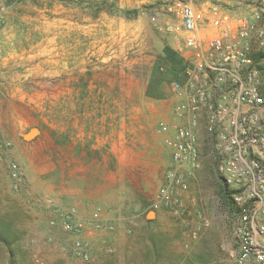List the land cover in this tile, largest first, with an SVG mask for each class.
<instances>
[{
    "label": "rangeland",
    "instance_id": "rangeland-1",
    "mask_svg": "<svg viewBox=\"0 0 264 264\" xmlns=\"http://www.w3.org/2000/svg\"><path fill=\"white\" fill-rule=\"evenodd\" d=\"M155 3L0 0V34L7 19L14 25L10 38L0 41L8 46L0 47V60L11 55L8 64L0 62V81L8 86L0 92V141L11 142L10 153L0 147V220L9 222L8 215L16 216L14 228L20 236L13 250L0 241V264H34L36 252H42L47 263L56 258L41 245L31 246L47 233L46 212L30 207L12 190L10 161L19 162L26 179L43 194H52L44 189L49 184L56 189L71 179L76 184L77 174L83 172L96 184L108 185L124 171L117 170L110 152L109 142L118 137L132 140L135 159L127 183L116 186L121 194L124 186H131L133 197L129 207L118 209L120 219L114 220L115 230L107 236L113 252L95 255L92 264H226L231 258V214L209 145H204L199 165L188 178L195 200L188 206L190 214L178 217L149 207L169 162L155 126L169 115L171 82L180 81V75L173 77L163 65V48L171 45L149 20ZM126 10L136 13L126 15ZM78 24L88 31L80 35ZM66 25L69 37L61 32ZM67 45L72 54L65 60ZM48 48L51 56L43 53ZM78 48L85 51L84 77L78 79L74 68L67 81L69 71L62 61L75 65ZM92 107L95 113L88 112ZM33 127L37 135L25 139ZM112 172H117L115 177H110ZM196 212L203 222H198Z\"/></svg>",
    "mask_w": 264,
    "mask_h": 264
},
{
    "label": "built area",
    "instance_id": "built-area-1",
    "mask_svg": "<svg viewBox=\"0 0 264 264\" xmlns=\"http://www.w3.org/2000/svg\"><path fill=\"white\" fill-rule=\"evenodd\" d=\"M149 20L185 63L183 79L170 84L169 115L155 126L169 162L149 207L190 214L188 178L207 144L229 195L233 251L226 264H264V89L255 58L264 53V0H160ZM3 21L0 11V27ZM0 147L11 152L10 141ZM8 168L12 190L46 212L47 233L31 246L56 258L47 263L36 252L34 264H92L95 255L113 252L107 236L115 225L100 208L82 215L39 192L19 162ZM194 216L203 222L200 213Z\"/></svg>",
    "mask_w": 264,
    "mask_h": 264
},
{
    "label": "crops",
    "instance_id": "crops-1",
    "mask_svg": "<svg viewBox=\"0 0 264 264\" xmlns=\"http://www.w3.org/2000/svg\"><path fill=\"white\" fill-rule=\"evenodd\" d=\"M144 2L145 0H141ZM160 0H157V3ZM156 4V3H155ZM7 26L4 27V29L1 31L0 34V41L9 39V31L11 28L14 26L12 24V21L7 19ZM66 27V30H61L64 35L69 37V30H68V25L64 26ZM77 29L80 31L81 34H85L88 29L86 25H81L78 24ZM5 35V36H4ZM4 36V37H3ZM6 37V39H5ZM82 39H85L83 36ZM166 42L171 45L170 41L164 37ZM1 46H7L1 44ZM8 47V46H7ZM72 49V46H66L65 48V54H66V59L68 60V57L70 53L69 50ZM79 51L76 64L72 65L68 63V61H62L63 64L66 63V66L64 68L66 71H69L66 73V77L69 75H72L74 73V68H77V78L84 77V73L86 70L85 66V61L82 59V56L84 54V50L82 48H78ZM44 54H49L51 56V48L45 49L43 51ZM38 55L42 54V50L39 49L37 52ZM11 57V55H8L7 57H2L0 62L5 65L8 64V58ZM80 58V59H79ZM47 63L51 64L52 60H46ZM10 63V62H9ZM47 73V72H46ZM51 74V70L48 71V75ZM67 81H69V77L66 78ZM8 86L3 84V82L0 81V92L7 91ZM86 108V107H85ZM86 112V111H85ZM90 113H95L94 107H92V110H88ZM127 134L132 131V124L129 125V127L126 129ZM161 138V137H160ZM97 140V138H96ZM110 145V152L113 154V156L117 160L118 167L117 170L124 169L123 172L119 173L117 177L115 178L114 182L112 184H96L93 179L91 178H85L87 175L86 172L78 173L77 174V183L73 184L74 179H71L69 181H66V184H63L60 186L59 189L54 188L55 185L49 184L45 186V190L49 193H52L56 199L60 200L62 203L67 204V205H74L77 207L79 212L82 215H87L91 213L95 208H100L102 212L103 218H105L108 221L114 222V220L120 219V216L118 215V211L125 209L129 207V202L132 200L133 197V190L131 186H124V191L121 194L120 191V186L126 184V180H128L127 176L130 177L131 170L133 167V162H134V149H133V144L132 140L128 138H115L109 142ZM117 172H112L109 173L111 174L110 177L114 175L116 176ZM117 182L119 183L120 186H116ZM112 194V202L108 201L109 200V195ZM118 195V196H117ZM117 203H120V206H116ZM117 208V209H116ZM119 209V210H118Z\"/></svg>",
    "mask_w": 264,
    "mask_h": 264
},
{
    "label": "trees",
    "instance_id": "trees-1",
    "mask_svg": "<svg viewBox=\"0 0 264 264\" xmlns=\"http://www.w3.org/2000/svg\"><path fill=\"white\" fill-rule=\"evenodd\" d=\"M124 13L127 15V13L135 14L136 10H126ZM164 57L162 58V61L164 62L163 65L165 66L166 71L170 72L173 77L178 78L180 75V81L184 77V70H185V63L183 58L170 46L165 45L163 48ZM257 61H264V53H259L255 56ZM258 67L262 71V79L264 82V63H260ZM163 66H160V68H157V70H161ZM160 73V72H159ZM221 195L223 198V202L225 204H229L228 200V192L227 189L221 184ZM8 221L7 220H0V241L10 248L11 250L14 249L13 245L17 243V241L20 239V236L18 232L14 228V221H17V217H11L8 215Z\"/></svg>",
    "mask_w": 264,
    "mask_h": 264
},
{
    "label": "water",
    "instance_id": "water-1",
    "mask_svg": "<svg viewBox=\"0 0 264 264\" xmlns=\"http://www.w3.org/2000/svg\"><path fill=\"white\" fill-rule=\"evenodd\" d=\"M38 133V129L36 127L31 128L24 134L25 139H31L34 138Z\"/></svg>",
    "mask_w": 264,
    "mask_h": 264
},
{
    "label": "bare ground",
    "instance_id": "bare-ground-1",
    "mask_svg": "<svg viewBox=\"0 0 264 264\" xmlns=\"http://www.w3.org/2000/svg\"><path fill=\"white\" fill-rule=\"evenodd\" d=\"M149 215H152V214H149Z\"/></svg>",
    "mask_w": 264,
    "mask_h": 264
}]
</instances>
